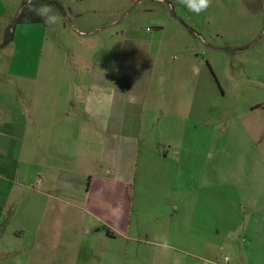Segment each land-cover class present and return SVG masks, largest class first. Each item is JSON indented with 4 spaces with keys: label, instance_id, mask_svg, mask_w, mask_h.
I'll list each match as a JSON object with an SVG mask.
<instances>
[{
    "label": "crops",
    "instance_id": "0c3cea01",
    "mask_svg": "<svg viewBox=\"0 0 264 264\" xmlns=\"http://www.w3.org/2000/svg\"><path fill=\"white\" fill-rule=\"evenodd\" d=\"M22 4L0 0V30ZM28 88L0 91V223L8 226L0 242L24 240L30 253L57 254L54 264H64L67 246L74 264H219L222 238L242 230L254 245L250 260L262 256L264 194L246 202L238 182L220 180V154L203 157L199 176L189 152L178 157L138 136L146 91L137 103L130 91ZM246 204L255 208L248 221Z\"/></svg>",
    "mask_w": 264,
    "mask_h": 264
},
{
    "label": "rangeland",
    "instance_id": "374dc122",
    "mask_svg": "<svg viewBox=\"0 0 264 264\" xmlns=\"http://www.w3.org/2000/svg\"><path fill=\"white\" fill-rule=\"evenodd\" d=\"M55 1L62 7L52 6L57 24L14 25L12 42L0 51V91L77 86L84 97L95 87L103 97L130 91L137 103L146 91L152 112L136 118L138 136L171 145L178 157L189 152L199 176L203 157L220 154L213 158L224 160L220 180L238 182L246 202L248 194H264V0H212L199 15L178 0ZM13 15L3 18L0 44ZM133 37L140 42L129 44ZM242 212L248 221L255 208L246 204ZM67 234L73 241L75 232ZM11 239L0 242V264L57 259ZM222 241L217 263L228 255L229 264H264V253L250 260L254 245L242 230ZM65 252L64 264H74V248Z\"/></svg>",
    "mask_w": 264,
    "mask_h": 264
},
{
    "label": "clouds",
    "instance_id": "9594fccd",
    "mask_svg": "<svg viewBox=\"0 0 264 264\" xmlns=\"http://www.w3.org/2000/svg\"><path fill=\"white\" fill-rule=\"evenodd\" d=\"M189 12L197 15L207 11L212 5V0H178ZM26 7L29 12L34 13L40 17L46 25H55L59 21V17L54 13L53 7L49 4H37L34 0H25ZM168 245L165 243L164 245ZM224 264H229L231 257L226 255L223 257Z\"/></svg>",
    "mask_w": 264,
    "mask_h": 264
},
{
    "label": "trees",
    "instance_id": "16d2710c",
    "mask_svg": "<svg viewBox=\"0 0 264 264\" xmlns=\"http://www.w3.org/2000/svg\"><path fill=\"white\" fill-rule=\"evenodd\" d=\"M37 4H49L51 6H58L62 9L61 5L55 0H34ZM36 24L44 23L43 20L36 16L34 13L29 12L25 2L22 4L17 17L10 23V25L4 31L3 42L0 44V48H4L9 45L13 40V27L15 24Z\"/></svg>",
    "mask_w": 264,
    "mask_h": 264
}]
</instances>
